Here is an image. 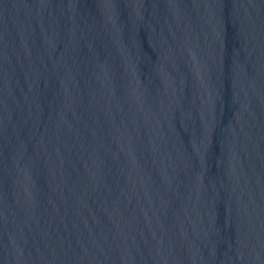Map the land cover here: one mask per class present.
<instances>
[{"label":"water","instance_id":"1","mask_svg":"<svg viewBox=\"0 0 264 264\" xmlns=\"http://www.w3.org/2000/svg\"><path fill=\"white\" fill-rule=\"evenodd\" d=\"M0 264H264V0H0Z\"/></svg>","mask_w":264,"mask_h":264}]
</instances>
